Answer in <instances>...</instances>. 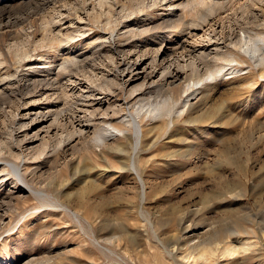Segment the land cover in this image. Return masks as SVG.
I'll use <instances>...</instances> for the list:
<instances>
[{
    "label": "rangeland",
    "instance_id": "obj_1",
    "mask_svg": "<svg viewBox=\"0 0 264 264\" xmlns=\"http://www.w3.org/2000/svg\"><path fill=\"white\" fill-rule=\"evenodd\" d=\"M180 1L186 0L174 4ZM222 1L228 9L204 21L205 7L173 8L172 16L162 0H0V236H7L8 250L0 242V264H264V66L239 58L200 62L188 50L210 31L239 34L243 21L245 31L264 34V27L254 29L261 17L241 20V0ZM167 47L168 55H184L179 62L194 56L199 70L189 75L186 69L187 78L169 86L143 85L142 77L121 84L125 61L146 53V63L155 49ZM220 51L241 52L234 43ZM68 55L78 56L82 67L71 66L70 77L52 83L60 96L71 97L65 129L74 116L75 125L96 118L80 142L26 161L15 114L44 110L47 100L37 90L54 78L44 67L47 75L33 78L29 67L43 70L41 63L49 62L53 68ZM185 84L192 87L183 92ZM94 97L108 100L103 119L89 104ZM170 100V126L167 117L147 120L146 110ZM116 129L124 133L99 147L92 140L94 130ZM37 166L29 181L35 192L3 177ZM242 242L251 246L241 250ZM228 248L237 254L226 256Z\"/></svg>",
    "mask_w": 264,
    "mask_h": 264
},
{
    "label": "bare ground",
    "instance_id": "obj_2",
    "mask_svg": "<svg viewBox=\"0 0 264 264\" xmlns=\"http://www.w3.org/2000/svg\"><path fill=\"white\" fill-rule=\"evenodd\" d=\"M162 1L163 2L161 4L165 7H167V8H165V10L167 11V13H170L172 16L175 15L173 8L179 9V7L182 8V7H185L188 5L190 7L191 6L205 7L206 14H205L204 21H208V17L220 16L219 13L221 11L223 12L226 9H228V6H226V4H224L222 0H186L184 3L182 1H180L179 3H176V4H174L175 0H162ZM230 1H238V0H230ZM237 8H238L239 12L241 11V13H242V14L240 13L241 15H239L241 20L243 18H246V21H247L248 18H251V22H254V21L256 22V20L259 17H261L260 18L261 21L258 19L259 23L254 25L255 30L256 29L259 30L260 27H264V0H241L240 3L238 2ZM255 10H257L258 12L257 11L255 12ZM251 22H249V20H248L247 23H251ZM244 23H246V22L243 21L242 24H244ZM198 24H196L195 22L191 23L190 26H193V28L190 30H194L195 26H197ZM236 24H238V23L236 22ZM242 24L240 23L237 25L240 27L237 29V30H239L238 31L239 34H237V31L234 30L233 28L230 29V31L228 32V34L226 36H223L220 34L216 35V33H214L213 31H210L206 35L201 36L198 39V41L201 43V46H197L194 49H193V47L188 46V48H189L188 50L191 49V52H193V55L195 56V58H198V61H200V62H204L203 59L207 60V58L217 60V58L223 57V58H225L227 60H231V61L232 60L234 61L235 59L239 58V59H243V60L245 59L248 61H255V62L259 61L261 63V65L264 66V34L262 32L260 33V31L249 33V31H245V28L242 27ZM190 26L188 28H190ZM183 28H180L179 32L182 31ZM190 33H192V32H190ZM189 35H191V34H189ZM192 35H194V33H192ZM52 38H50V39H52ZM55 40H57V39H55ZM231 43L239 45V48L241 50V52H239V54L233 55L230 53H222L220 51V49L223 45L229 46V44H231ZM186 46L184 47V45L181 44V42L179 43V47H181L184 50L186 49ZM160 51H161V48L155 49V54H153L154 56L151 57L150 61H147L146 63H144L145 60H143L144 59L143 57L146 54V53H144L145 51L143 52L144 54H138V56L136 55L134 60L129 61V62L125 61L121 65L122 69L119 68L121 70L120 71L121 72V75H120L121 84L124 86H128L135 79L142 77L143 78L142 80L146 79L144 81L143 85L144 84L153 85V84L157 83L156 82L157 80H159L161 82V84H165V85L169 86V85H174L175 83H181L185 78H187L186 72H185L186 69H187V72L189 73V75L193 74L194 72L196 73L197 70H199V65H198L199 62L196 59H194V56L190 57V55H187L189 53L186 54L187 57L189 56L187 58V59H189L188 61L185 60V61L179 62V60L181 58H183V56H184L181 53H179V56H181V58L179 59L178 55L177 56L176 55H168L169 51H170L169 47L163 48V50L161 52ZM77 59H78V56H76V55H68L64 59L59 61L55 65V67H53V68L51 67L49 62L41 63L44 65V66H42V68L43 67L47 68V70L49 71L50 77H52V78L54 77L50 81L47 80L48 82H47L46 87H44L42 89L39 88L37 90L38 96L36 95L37 93L35 94L38 98H39V96H42L41 98L43 100H47V102L45 103L46 107H44V110H42V111H40L39 108L37 110L32 108L31 110L28 109V111H25L22 114L21 113L15 114V116L20 119V121H21L20 124H22L21 128H23L22 140H20L21 138L19 139L20 145L19 144L18 145L20 146L19 149H21L20 152L25 151L27 153L26 154L27 155L26 161L28 160V158L32 159L30 157V155H34L35 153H37V155H35V156H39V157L41 155L42 156L46 155V154L49 155L51 152L52 153L53 152L54 153H60L64 146L70 145L72 142H75V143L80 142L81 140L84 139L85 135L88 134L89 127L92 124V122L94 121L93 119L96 118V113H94L93 116L89 118V121L86 124H77V125H75V121H77V119L74 120L75 116L73 114L72 116H74V117L71 116L72 117L71 127L69 129L67 128L68 130L65 129V125L68 126L70 123L67 125L64 122V119H65L63 117L64 106H66L65 104H68L67 102L71 97L69 96L70 97L69 98L68 94H65L64 96L63 95L60 96L56 92V89H57L56 86H52L53 85L52 83H55L54 81L58 80L62 74L67 73V75L69 76L72 73V69L69 70V68H72L71 66H76V64H77V67H82V65H80L78 63L79 61H77ZM69 62H71V63H69ZM29 66H30V64H29ZM38 68L33 67V65L30 66L29 69H31V71H32L30 76H33V78H37V79L39 78L41 80V76H44L43 74L47 75L48 72H46L45 71L46 69L44 70V68H43V70L41 68L40 69H38ZM116 69H118V68H116ZM159 69H161L160 73L158 72ZM128 70H130L129 75L124 79V77H122V76L127 75V74L124 75V73ZM221 70L222 69H220V68L215 69L213 74L216 75V73L221 71ZM235 71L236 70H234V68H233V69H230V71H228L226 74H231ZM65 76H66V74H65ZM211 76H213V75H211ZM48 78H49V76H48ZM61 78H62V76H61ZM154 78H155V80H154ZM33 82L34 83H38V82L40 83L41 81L36 82V80H33ZM27 86H29V85H27ZM193 86H195V85H193ZM190 87H192V85L188 86L187 84H185L183 92L189 90ZM70 89H71V87H70ZM48 90L52 91V93L51 94L47 93ZM193 90L194 89H192V91ZM191 93L193 94V92H191ZM29 94H31V93H29ZM32 94H33V92H32ZM25 96H27V95H25ZM189 96H190V94H189ZM88 97H90V96H88ZM20 98H18V99L20 100ZM38 98L35 99L34 95L29 96V99H32L33 102L36 100H37V102H39ZM21 99H23V97ZM19 100H17V101H19ZM183 100L184 101H183L182 106L187 107L189 104L188 103L189 98L185 97V99H183ZM107 101H108L107 98H102V97L101 98L100 97L95 98L94 97L89 102L90 105H93V106H91V108H95L93 112L102 110V113L97 118L101 117L103 119V117H105V115H107V111L109 109L106 106ZM170 101L171 102L165 101L162 104L152 106L151 108L146 110L147 120L153 121V120L161 118V117H167V120H168L167 126H170L172 124V113L174 112V109L172 107V105H173L172 100H170ZM29 102L30 101H28V104H29ZM74 102H76V101H74ZM81 105H82V103H81ZM26 110H27V108H26ZM91 111H90V115H91ZM135 115L136 116L132 118V123H133L134 134L136 137V142L138 145V143L140 142V137H141L140 120H139L141 115L138 112ZM101 120H100V122H101ZM36 121H39L38 123H40V125L34 133H32V134L30 133V135H29L27 132H29V128L31 126V123L36 122ZM69 122H70V120H69ZM97 126H100V125L98 124ZM95 130L93 133L96 136L92 140L95 142V144L98 147L100 144L105 143V141H107L108 139L115 138L118 135V133H119V135L124 133V131L116 129L115 132H109L107 135H105V134L103 135V134H101ZM34 142H38V143L33 145ZM97 143H100V144H97ZM91 144H92V142H91ZM85 150L89 151L88 145L85 146ZM17 154H19V153H17ZM17 156H19V155H17ZM33 158H35V157H33ZM37 170H38V166L33 167L32 169L31 168L30 169H23L22 171L18 168H15V173L11 172L12 174H7V173L3 172V177L10 176L9 179H11L10 180L11 183L16 184V182H20L21 184L24 185L25 188L29 189L30 191L35 192V190H34L35 188L31 187L29 181H32V179H34V176L37 174V172H39ZM4 179H6V178H4ZM139 181H141L140 177H139ZM0 182H2V181L0 180ZM9 185H10V183H9ZM7 190H8V188H7ZM36 191H38V190H36ZM50 206L54 207V208L58 207L54 202L53 203L50 202ZM14 226L15 225H13L12 227H14ZM19 228H21V227H19ZM0 235H1V232H0ZM6 237L7 236H4V237L0 236V242H4V245L2 247L4 249V251H8L6 246H5V238ZM239 245H240L239 248H241V250H244V251L249 246H251V244L247 243V242L239 243ZM17 249H18L17 246L16 247L14 246V248L12 250H17ZM235 251H236V249L228 248L226 250V256H228V257L235 256V254H237ZM201 257H202V255L199 256L198 258H201Z\"/></svg>",
    "mask_w": 264,
    "mask_h": 264
}]
</instances>
